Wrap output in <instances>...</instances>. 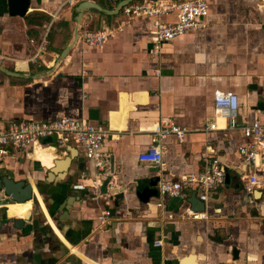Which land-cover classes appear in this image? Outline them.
Masks as SVG:
<instances>
[{
  "label": "crops",
  "instance_id": "crops-1",
  "mask_svg": "<svg viewBox=\"0 0 264 264\" xmlns=\"http://www.w3.org/2000/svg\"><path fill=\"white\" fill-rule=\"evenodd\" d=\"M82 1L31 0L28 14L20 17L11 16L8 1L0 0V66L38 75L0 71V127L61 115L105 124L111 133L103 151L113 155L115 190L96 201L88 190L75 189L84 170L81 157L64 180L48 182L56 148H40L31 159L16 151L0 158V177L40 185V190L34 187L27 218V205L0 191V264H264V195L249 194L241 179L246 164L238 147L246 139L239 130L204 129L215 120L223 123L216 119L217 92L238 94L239 125L264 111V0H208L203 29L159 48L147 31L149 22L133 20L101 47L77 41L58 61L74 40ZM93 1L113 10L122 0ZM122 17L121 11L88 10L80 31L116 27ZM47 32V51L35 61L37 45L31 40L39 44ZM165 122L191 131L183 141L172 134L162 138L166 165L159 172L139 155L152 146ZM209 141L231 179L211 195L207 219L182 214L191 208L192 187L185 189L186 200H167V213L159 208L158 196L139 199L138 185L154 176L180 180L202 172ZM61 152L69 156L72 150ZM64 201L67 220L60 218ZM105 208L110 223L101 224L98 217ZM20 219L25 223L19 228Z\"/></svg>",
  "mask_w": 264,
  "mask_h": 264
},
{
  "label": "built area",
  "instance_id": "built-area-1",
  "mask_svg": "<svg viewBox=\"0 0 264 264\" xmlns=\"http://www.w3.org/2000/svg\"><path fill=\"white\" fill-rule=\"evenodd\" d=\"M117 1V0H110ZM208 0H138L130 2L121 9L122 20L116 27L105 26L95 30L85 29L79 33L78 42L89 47L103 46L116 32L133 20L149 22L148 33L156 48L174 41L177 37L191 32H198L204 27V20L209 15ZM166 16L171 18L164 20ZM48 32L44 34L37 45L33 60L43 59L49 44ZM4 56L0 54V65ZM240 99L234 92H217L215 95L216 119L204 129L208 133L221 130H239L246 142L239 145L238 152L246 164L241 173L245 190L249 194L261 192L264 195V111L256 115L251 121L238 123ZM191 131L190 128L176 123L161 124L157 134L153 137V144L139 155V160L157 167L159 172L166 165L164 160L165 147L162 138L169 134L175 135L183 141ZM111 130L105 124L95 123L87 119L61 115L54 119L36 120L25 119L10 122L0 127V158L10 155L11 151L21 152L25 158L31 159L40 148L64 149L69 152L71 147L79 152L84 162V170L80 176L81 182L74 185L77 190H88L93 200L110 196L115 190L113 179L116 166L111 153L103 151L105 141L110 137ZM52 142L45 144V140ZM68 147V148H67ZM203 154L204 169L198 174L183 176L180 180L163 179L157 184L158 206L166 213L168 199H187L186 188L195 190L196 196L205 203V211L195 212L190 207L183 210L186 217L203 220L208 218V201L214 192L226 185L228 168L216 155L212 142L209 141ZM91 164V167L88 166ZM251 167V169L249 168ZM105 188V191H104ZM106 205L109 202L105 201ZM111 213L105 208L98 219L101 224L110 223ZM174 218L173 213H168ZM161 245L160 241L155 242Z\"/></svg>",
  "mask_w": 264,
  "mask_h": 264
},
{
  "label": "water",
  "instance_id": "water-1",
  "mask_svg": "<svg viewBox=\"0 0 264 264\" xmlns=\"http://www.w3.org/2000/svg\"><path fill=\"white\" fill-rule=\"evenodd\" d=\"M8 1V10L9 14L11 16H20L25 17L30 9L31 0H7ZM130 3V0H122L118 3V5L115 7V9L110 10L104 8L101 4H99L96 1L93 0H84L79 3L77 6V12L78 14L75 17L76 21V30L74 35L73 42L66 46L62 53L60 54V57L58 61H62L65 59L70 50L74 47V45L77 43L79 39V31H80V24L83 18V15L88 10H97L100 12L107 13L109 15H116L119 14L121 9L124 8L126 5ZM0 71L15 77H38V75H23L20 72L17 71H11L5 67L0 66ZM49 74L45 73L42 74L43 76H47ZM52 142L51 138H48L45 140V144ZM60 150V151H58ZM72 150V153L67 156L66 154L63 155L61 152V149H56L58 152V158L54 160V166L49 168L47 172V181L48 182H55L56 180H64L70 173V169L73 163L76 161H81L79 157V152L77 149L71 147L69 149ZM85 165L84 161L80 162V168H83ZM227 183L230 182L231 176L229 174V171L227 170L226 174ZM160 180L159 176H154L149 182L139 184L137 189V195L140 200L148 202L152 198H156L158 196V190H157V184ZM40 190V185L36 184L34 185L32 182H27L26 180H19L16 181L13 178H10L9 176H2L0 177V191H2L6 196L10 197L13 201L17 203H25L29 200H32L34 198V193H36L35 188ZM34 191V192H33ZM196 192L192 194V196L189 198V203L191 204V209L195 212H203L205 211V203L201 201L197 196ZM67 206V201L62 202L59 206V209L62 211L61 219L67 220L68 212L65 209ZM24 220L20 219L16 221V226L20 228V226H23ZM212 240L215 241H221L218 236H211ZM233 255L237 258L239 257L237 249L233 252Z\"/></svg>",
  "mask_w": 264,
  "mask_h": 264
},
{
  "label": "bare ground",
  "instance_id": "bare-ground-1",
  "mask_svg": "<svg viewBox=\"0 0 264 264\" xmlns=\"http://www.w3.org/2000/svg\"><path fill=\"white\" fill-rule=\"evenodd\" d=\"M57 155H58V153H57ZM31 203H32V200H30V201H28V202H25V203H17V204H20V205H22V204L27 205V206H26L27 208H26L25 213H24L25 218H27L28 216H30V207H31ZM27 211H29L28 214H26ZM11 214H12V215H16V214H15V211H13Z\"/></svg>",
  "mask_w": 264,
  "mask_h": 264
},
{
  "label": "rangeland",
  "instance_id": "rangeland-1",
  "mask_svg": "<svg viewBox=\"0 0 264 264\" xmlns=\"http://www.w3.org/2000/svg\"><path fill=\"white\" fill-rule=\"evenodd\" d=\"M84 1V0H83ZM48 21H49V19H48ZM94 27H89V29H91V30H95V29H93ZM63 33V32H62Z\"/></svg>",
  "mask_w": 264,
  "mask_h": 264
}]
</instances>
